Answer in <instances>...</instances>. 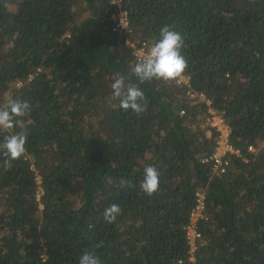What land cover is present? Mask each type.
I'll return each mask as SVG.
<instances>
[{
	"label": "trees",
	"instance_id": "16d2710c",
	"mask_svg": "<svg viewBox=\"0 0 264 264\" xmlns=\"http://www.w3.org/2000/svg\"><path fill=\"white\" fill-rule=\"evenodd\" d=\"M121 6L133 40L151 47L164 26L182 35L188 84L138 81L110 0H0V104H31L25 154L7 171L0 157V264H78L85 249L101 264H189L184 229L200 191L195 264H264V0ZM117 74L143 91L141 114L113 99ZM210 108L240 152L224 173L204 163L217 139ZM149 165L160 173L152 196L139 188ZM113 203L122 211L108 224Z\"/></svg>",
	"mask_w": 264,
	"mask_h": 264
},
{
	"label": "clouds",
	"instance_id": "9594fccd",
	"mask_svg": "<svg viewBox=\"0 0 264 264\" xmlns=\"http://www.w3.org/2000/svg\"><path fill=\"white\" fill-rule=\"evenodd\" d=\"M184 45L182 35L168 26L160 30V38L155 42L134 66L131 73L140 83L153 80L165 83L178 81L187 69V61L181 54ZM126 78L117 74L111 84L112 97L119 102V107L139 115L146 110V99L143 91L136 85L125 83ZM31 111V104L19 98H9L0 104V157H3L5 170H9L14 161L19 160L26 152L27 128L23 127V118ZM17 127L20 131H14ZM140 181V190L152 196L159 188V171L154 166H146ZM122 187H132L130 182L121 178ZM118 204H111L105 208L103 219L112 224L121 214ZM101 245H97L100 247ZM78 264H101L99 256L94 251L84 250L79 257Z\"/></svg>",
	"mask_w": 264,
	"mask_h": 264
},
{
	"label": "built area",
	"instance_id": "2783aa9c",
	"mask_svg": "<svg viewBox=\"0 0 264 264\" xmlns=\"http://www.w3.org/2000/svg\"><path fill=\"white\" fill-rule=\"evenodd\" d=\"M121 1L122 0H110V3L117 6L119 9V13L112 16L113 22L115 23L114 31H117L120 36L126 37L127 45L131 49L132 57L135 62H138L143 58L150 46L145 41L129 38L131 36L129 34L132 33V30L129 27V14L122 8ZM188 83L189 78L184 75H182L177 81L178 85ZM195 94L188 93L190 98L197 97L203 102H206L208 106L211 105V102L207 101L203 95ZM206 124L217 133V139L214 153L209 158L205 159L204 163L210 162L213 164L215 172L224 173L225 167L227 166L226 158L233 155H239L240 152L236 150L229 141L231 131L222 114L210 108L208 110ZM249 151H253V148L249 147ZM206 220H208L206 214V196L204 192L200 191L195 195V205L190 214L189 224L184 229L186 232L187 245L189 247V264H195V255L205 243L203 236L199 231V224Z\"/></svg>",
	"mask_w": 264,
	"mask_h": 264
},
{
	"label": "rangeland",
	"instance_id": "374dc122",
	"mask_svg": "<svg viewBox=\"0 0 264 264\" xmlns=\"http://www.w3.org/2000/svg\"><path fill=\"white\" fill-rule=\"evenodd\" d=\"M38 182H39V184H40V180H39V178H38Z\"/></svg>",
	"mask_w": 264,
	"mask_h": 264
}]
</instances>
